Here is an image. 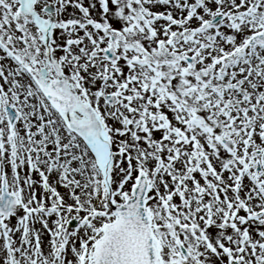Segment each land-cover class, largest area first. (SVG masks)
Wrapping results in <instances>:
<instances>
[{
  "label": "snow or ice",
  "instance_id": "snow-or-ice-1",
  "mask_svg": "<svg viewBox=\"0 0 264 264\" xmlns=\"http://www.w3.org/2000/svg\"><path fill=\"white\" fill-rule=\"evenodd\" d=\"M0 264H264V0H0Z\"/></svg>",
  "mask_w": 264,
  "mask_h": 264
}]
</instances>
